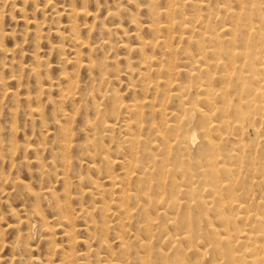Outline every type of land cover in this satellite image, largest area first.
I'll return each mask as SVG.
<instances>
[{
  "label": "rangeland",
  "instance_id": "374dc122",
  "mask_svg": "<svg viewBox=\"0 0 264 264\" xmlns=\"http://www.w3.org/2000/svg\"><path fill=\"white\" fill-rule=\"evenodd\" d=\"M176 1L186 9L169 12L168 0H0V264H170L178 252L183 264L250 260L253 238L244 241L243 230L264 237L256 233L264 229L262 93L237 97L215 81L211 138L198 131L196 151H183V178L158 175L165 154L157 149L160 134H180L164 125L180 115L177 85L196 87L198 14L219 27L240 17L259 52L264 0ZM197 96L183 88L184 125L208 106ZM239 101L244 119L235 122ZM210 141L218 158L208 159ZM209 160L224 184L218 194ZM172 189L183 221L180 207L165 203Z\"/></svg>",
  "mask_w": 264,
  "mask_h": 264
},
{
  "label": "bare ground",
  "instance_id": "6f19581e",
  "mask_svg": "<svg viewBox=\"0 0 264 264\" xmlns=\"http://www.w3.org/2000/svg\"><path fill=\"white\" fill-rule=\"evenodd\" d=\"M169 1V4H170V8H169V12L171 11L172 8H174V10H180L182 8L186 9L183 4V1L181 2H177L176 0H168ZM200 3V7H204L205 6V2H207V0H198ZM210 1V0H209ZM222 1V0H221ZM231 2V0H230ZM241 2V1H240ZM186 3V2H185ZM210 3V2H209ZM219 3V2H218ZM207 5V4H206ZM226 5V4H225ZM192 6V5H191ZM190 6V7H191ZM208 7V6H206ZM210 7V6H209ZM212 7V6H211ZM188 8V7H187ZM223 8V6L221 7ZM211 9V8H210ZM225 9V8H223ZM233 9V7H232ZM204 10V8H203ZM166 11V15L169 14V12ZM184 11V10H183ZM202 11V10H201ZM205 11V10H204ZM207 11V9H206ZM222 11V9H221ZM224 11V10H223ZM186 12V11H185ZM196 12V11H195ZM226 12V11H225ZM235 12V11H233ZM238 13V10L236 11ZM182 13V12H181ZM236 13V14H237ZM242 13V12H241ZM252 13V12H251ZM175 14V13H174ZM179 14V13H178ZM206 14V13H205ZM203 14L202 12L198 14V19H197V22H199V31H198V35H197V41H196V44L198 46V51H199V55L197 54V60H196V63L198 65V67L195 69L196 70V74H193L192 76L196 79V87H183L181 85H177V90H178V93L179 95L176 94V98H178L180 100V105H181V110L179 111L180 115H175L173 114V118L175 119V121L177 122L176 124H173L171 125L170 122L171 120L168 122H166L164 125L167 126V132L168 131H171L172 133L173 132H179L180 131V134H177V135H169L170 132L166 133V134H160L158 136V141L160 142V146L158 145V151L159 150H162L165 154V157H164V161L161 160L160 162L158 161L159 163V174L162 179H163V175H167V174H170V175H175L176 177L178 178H183V151L185 153H188L190 154L191 150L193 149V151L195 150L196 151V148L194 149L193 147H195L197 142L196 140L198 139V131L201 133V135H203L204 137L206 138H211L210 136V131L212 130V127L214 126L213 123L215 122L214 120H212L210 117L211 116V112L213 111V109L215 108L216 109V104L213 100L209 101L207 100L209 97L213 96L214 93H215V89H216V85H215V81L218 80L221 82V89L222 91H227L228 87L231 86L233 89H232V92L233 93H236L237 97H243L244 93H246V91L250 92L251 94L252 93H255L257 91H260V93H262V97H264V46L263 48L261 49V51L259 52H255V50L253 49V45H250V41H254L256 40V38L258 37H253L252 33L251 32H247L245 30H241L240 29V22H239V18H238V21L230 26V27H227V26H217L216 22L212 21L210 22L211 19H209L211 16L210 14L209 15H205ZM214 14V13H213ZM172 15V14H171ZM179 15H182V14H179ZM197 15V14H196ZM218 15V14H217ZM233 15V14H232ZM176 16V14H175ZM193 16V15H192ZM191 16V17H192ZM238 16V14H237ZM169 17V15H168ZM213 17V16H212ZM185 18V17H184ZM251 18V17H250ZM183 19V18H182ZM250 20L249 17L245 18V21H248ZM177 22V21H175ZM174 22V23H175ZM219 22V21H218ZM221 22V21H220ZM252 22V21H251ZM188 23H190L189 21H182L181 24H180V28L182 30L185 31V28H187L188 26ZM230 24H232L231 22H229ZM228 23V24H229ZM253 23V22H252ZM251 23V24H252ZM195 24V23H194ZM221 24V23H220ZM177 25V24H176ZM226 25V24H225ZM253 25V24H252ZM194 26V25H193ZM170 26H166V27H162L163 29L166 30V32H170V29L169 28ZM190 28H188L189 30ZM262 29V32H260V37L261 39H263L264 41V26L261 28ZM187 30V29H186ZM191 30V29H190ZM248 30V29H247ZM253 30V29H252ZM225 31L227 32V34H225ZM254 31V30H253ZM191 31H189L188 33L190 34ZM185 33V32H184ZM193 33V32H192ZM188 36V35H187ZM184 37V35H183ZM186 37V36H185ZM190 37V36H189ZM194 37V35H193ZM196 38V37H195ZM182 39V37H181ZM248 39H249V43H248ZM188 40H191L188 39ZM187 42V41H186ZM190 42V41H189ZM195 42V41H194ZM256 43V42H255ZM190 45V44H189ZM193 49V48H192ZM197 50V49H196ZM258 50V49H257ZM188 52V51H187ZM193 52V50H192ZM191 52V53H192ZM192 55V54H191ZM194 56V55H193ZM196 57V55H195ZM195 57L193 59H195ZM190 58V57H188ZM190 61V60H189ZM188 62V61H187ZM192 62V61H190ZM186 64V63H185ZM189 63H187L188 65ZM183 65V63H182ZM190 65V64H189ZM192 65V64H191ZM190 67V66H188ZM187 68V67H186ZM185 68V69H186ZM192 68V67H191ZM189 70V69H187ZM190 71V70H189ZM193 71V70H192ZM191 74V73H189ZM188 74V75H189ZM186 75V74H185ZM259 75H263V80L261 79V83L262 85H259L258 88H256L255 86L253 85H249V83L251 84V81L257 76ZM187 76V75H186ZM190 78V77H188ZM192 79V78H191ZM190 79V80H191ZM249 79H252L251 81ZM187 80V78H186ZM258 80V79H257ZM250 81V82H249ZM186 82V81H185ZM190 83V82H189ZM186 84V83H185ZM184 84V85H185ZM192 83H190L191 85ZM258 86V85H257ZM183 88L184 89H192V88H196L197 90V94L198 96L197 97H205V100L207 105L205 109L201 108L199 109V117H197L196 115L197 114H190V122L187 124L184 125L183 124V105H184V100H183ZM224 91V93H225ZM196 95V94H195ZM229 95V94H228ZM194 96V95H193ZM234 96V95H233ZM196 97V98H197ZM113 98V97H112ZM111 98V99H112ZM222 98V97H221ZM252 98V97H251ZM109 99V98H108ZM229 100V99H228ZM255 100V99H254ZM253 101V100H252ZM251 102V101H250ZM165 103V102H164ZM168 103V102H167ZM225 103V102H224ZM239 103H241L239 101ZM237 103L235 105V110H236V115L237 116V119L235 120V122H242L239 119L242 117V114H243V107L244 105L239 104ZM252 103V102H251ZM250 103V104H251ZM256 103V102H255ZM112 104V103H111ZM163 104V102L161 103ZM230 104V103H229ZM253 104V103H252ZM154 104H150L149 106H153ZM164 105V104H163ZM143 106V105H142ZM165 106V105H164ZM187 106V105H186ZM189 106V105H188ZM187 106V107H188ZM194 106V105H193ZM199 106V104L197 105ZM251 106V105H250ZM249 106V107H250ZM263 108H264V105H262ZM159 107V106H158ZM163 107V106H161ZM160 107V108H161ZM229 107V106H228ZM114 108V105H111L109 106V112H113V109ZM165 108H167V106H165ZM226 108H227V103H226ZM163 109V108H162ZM161 109V110H162ZM252 109V108H251ZM258 109V107H257ZM229 110V108H228ZM242 110V111H241ZM250 110V109H249ZM164 111V110H163ZM169 111V110H168ZM185 111V109H184ZM226 111V110H225ZM234 111V110H233ZM232 111V112H233ZM245 111V110H244ZM178 112V111H177ZM194 113H196L195 111H192ZM227 112V111H226ZM256 112V111H255ZM264 112V111H263ZM173 113H174V110H173ZM229 113V111H228ZM162 114V113H161ZM172 113H170V116H171ZM164 115H168V113L164 114ZM244 115V114H243ZM248 115V113H247ZM259 115V114H258ZM170 116L166 117V118H169ZM186 116V115H185ZM253 116H256L253 115ZM229 117V116H228ZM264 117V116H263ZM164 119V118H162ZM170 119V118H169ZM255 120V118H253ZM261 119H262V116H261ZM264 119V118H263ZM262 119V120H263ZM261 120V121H262ZM139 121V120H138ZM188 121V120H187ZM245 121V120H244ZM251 121V120H250ZM143 122V121H142ZM174 122V121H172ZM227 122H228V119H227ZM255 121L252 120V123L254 124ZM263 122V121H262ZM147 123V122H146ZM244 123V122H243ZM235 124V123H234ZM262 125V123H260ZM163 125V123H162ZM161 125V126H162ZM242 125V123H241ZM249 125V124H248ZM255 125V124H254ZM153 126V124H152ZM155 126V125H154ZM164 126H162L163 128ZM258 127V126H257ZM261 127V126H259ZM184 128V130H183ZM242 128V127H241ZM157 129V128H156ZM155 129V130H156ZM243 129V128H242ZM126 130V129H125ZM154 130V128H153ZM154 130V131H155ZM166 130V129H165ZM142 132V130H140ZM258 133H259V130L257 129ZM164 132V131H163ZM220 132V131H219ZM154 133V132H153ZM257 133V134H258ZM176 134V133H175ZM243 134V133H242ZM244 135V134H243ZM136 136V135H134ZM224 136V135H223ZM261 136V135H260ZM133 137V136H132ZM264 137V136H263ZM131 138V137H130ZM201 138V137H200ZM199 138V139H200ZM137 139V138H136ZM241 139H242V136H241ZM157 140V138L155 139ZM134 141V140H133ZM139 141V140H138ZM200 141V140H199ZM213 141V140H212ZM212 141H210L211 143L209 144V150L207 151L208 154V159L212 158L213 155H216V157L220 154H214L215 152V149H211V148H215ZM129 142V138H128V141ZM135 143V142H134ZM199 143V142H198ZM135 144H138L135 143ZM134 144V146H135ZM140 144V143H139ZM159 144V143H158ZM204 144V143H202ZM218 145V144H216ZM201 147V146H199ZM218 148V147H217ZM198 149V148H197ZM203 149V148H202ZM211 149V150H210ZM220 150V149H219ZM218 150V151H219ZM199 151V150H198ZM160 152V151H159ZM243 152V151H242ZM216 153V152H215ZM219 153V152H218ZM221 153V152H220ZM236 153V152H235ZM239 154V153H238ZM245 154V153H244ZM243 154V155H244ZM197 156V154H195ZM194 155V156H195ZM193 156V157H194ZM205 156V155H204ZM203 156V157H204ZM221 156H219V159H220ZM133 158V157H132ZM195 158V157H194ZM205 158V157H204ZM215 158V157H213ZM218 158V157H217ZM242 158V157H241ZM198 159V158H197ZM217 159V160H219ZM157 160H160V159H157ZM214 160V159H213ZM259 160V159H258ZM168 161H171L172 164L174 166L173 169H169L170 168V165H169V162ZM228 161V160H227ZM240 161V159H239ZM246 161V160H245ZM168 162V164L166 163ZM225 162V161H224ZM157 163V162H156ZM210 163V164H209ZM155 164V163H154ZM209 164V168H211V171L209 172V175H210V185L211 187L213 188V191H214V194L218 192V189L220 188V178L218 177V168H217V165L215 162H213L212 160L208 162ZM219 164V163H218ZM226 164V163H225ZM156 165V164H155ZM203 165V164H202ZM220 166V165H219ZM203 168V167H202ZM201 168V169H202ZM134 169V168H133ZM158 169V168H157ZM188 169V168H187ZM240 169V168H239ZM204 170V169H203ZM226 170V169H225ZM149 171V170H148ZM229 171V170H228ZM238 172V170H237ZM147 173V172H146ZM149 173V172H148ZM149 174H153V173H149ZM202 174V173H201ZM234 174V173H233ZM233 174H231L233 176ZM200 175V174H199ZM198 175V176H199ZM221 175V174H220ZM219 175V176H220ZM149 176V175H148ZM168 176V175H167ZM150 177V176H149ZM158 177V176H157ZM159 177V178H161ZM175 177V178H176ZM221 177V176H220ZM235 177V176H233ZM157 178V179H159ZM167 178V177H166ZM222 179V178H221ZM230 179H231V176H230ZM183 180V179H182ZM163 181V180H162ZM176 181V179H175ZM224 183V182H222ZM172 184H175V183H172ZM236 184V183H235ZM224 185V184H223ZM222 185V186H223ZM160 186V185H159ZM170 186V185H168ZM174 186V185H173ZM172 186V187H173ZM177 186V185H176ZM175 186V188H176ZM221 186V187H222ZM223 188V187H222ZM145 189V188H144ZM206 189V188H205ZM221 189V188H220ZM233 189V188H232ZM235 189V187H234ZM178 190L176 188V191L178 193ZM230 191V189H228ZM170 191V190H169ZM208 191V190H207ZM172 192V195H173V199L171 198V202H165V203H170V206L173 208V209H178V207H180V209L182 210L180 212V216H181V219L183 221V200L181 201L180 199H178V195L180 193H178V195L174 194L175 191H173V189L171 190ZM222 192V191H221ZM224 192V191H223ZM232 192V191H231ZM212 193V192H211ZM219 193V192H218ZM217 193V194H218ZM234 193H235V190H234ZM233 193V196L235 198V195ZM149 194V193H148ZM170 194V193H169ZM175 195L177 197H175ZM230 195V194H229ZM129 196V195H128ZM218 196V195H217ZM221 196V194H220ZM224 196V195H222ZM221 196V197H222ZM132 197V196H131ZM170 197V195H169ZM174 198H177V199H174ZM224 198V197H222ZM232 198V197H231ZM232 198V201L233 199ZM152 200V199H151ZM169 200V199H168ZM202 200V199H201ZM224 200V199H222ZM221 200V201H222ZM230 200V199H229ZM236 200V199H235ZM164 201V200H163ZM166 201V200H165ZM213 203V202H212ZM224 203V202H222ZM231 203V202H230ZM229 203V204H230ZM157 204V203H156ZM221 204V203H219ZM234 204V203H233ZM237 204V203H236ZM206 205V204H205ZM213 205V204H212ZM224 205V204H222ZM228 205V204H227ZM232 205V204H231ZM243 205V204H242ZM235 206V205H234ZM241 206V204H240ZM225 207V206H224ZM222 206V209L224 208ZM237 207V206H236ZM240 208V207H239ZM245 208V207H244ZM260 208V207H259ZM220 209V208H219ZM255 210V209H254ZM221 211V210H220ZM224 211V209H223ZM226 211V210H225ZM247 211V210H246ZM231 212V211H230ZM229 212V213H230ZM235 212V211H234ZM257 213V212H256ZM177 215V214H176ZM206 215V214H205ZM222 217H224V213H221ZM220 215V216H221ZM230 215V214H229ZM229 215L227 216L228 218ZM259 216V215H258ZM206 217V216H205ZM226 217V216H225ZM224 217V218H225ZM226 217V218H227ZM235 217V216H233ZM237 217V216H236ZM223 219V225H226L229 223L228 222V218L227 219ZM262 220L264 221V218L261 216ZM260 218V219H261ZM233 219H236V218H233ZM238 219V217H237ZM240 219V218H239ZM258 220V219H257ZM181 221V220H180ZM181 221V222H182ZM238 221V220H237ZM236 221V222H237ZM180 222V223H181ZM258 222V221H257ZM189 223V222H188ZM246 223H247V220H246ZM235 224V222H234ZM238 224V223H237ZM233 225V224H232ZM236 225V224H235ZM239 225V224H238ZM237 225V226H238ZM263 224H261L262 226ZM183 226V224H182ZM246 226V224H245ZM260 226V227H261ZM228 227H229V224H228ZM240 226H238L239 228ZM249 227V226H247ZM246 227V228H247ZM253 227V225H252ZM258 228L256 233H261L262 235L264 234V229L261 227V228ZM235 228V227H234ZM245 228V227H244ZM245 228V229H246ZM230 229V228H228ZM237 229V228H236ZM235 229V230H236ZM242 229V228H241ZM243 230V233H244V241L247 239L249 241L250 238H253L251 241H253V244L251 245L252 246V252L248 255V257H250V260H247V264H264V237L262 239H258L257 237H251L250 235L254 232L252 231V229L250 231H247L246 230ZM231 230V229H230ZM229 230V231H230ZM238 230V229H237ZM239 231H240V228H239ZM232 232V231H231ZM229 232V233H231ZM236 232V231H235ZM228 233V234H229ZM238 233V232H237ZM243 233L241 235H243ZM233 234V233H232ZM257 234V235H258ZM239 235V234H238ZM181 236V235H180ZM229 239H230V242L233 241V238L234 236L233 235H228ZM219 237V236H218ZM239 238V237H238ZM242 238V237H241ZM179 239V238H178ZM183 240V236L181 238ZM216 240V238H214ZM228 239V240H229ZM237 240V239H236ZM240 240V239H238ZM170 241V239H169ZM180 241V240H179ZM219 241V240H217ZM176 242V241H175ZM212 242V241H211ZM243 242V240H242ZM177 243V242H176ZM181 243V242H180ZM169 244V243H168ZM179 244V243H178ZM216 244V243H215ZM214 244V245H215ZM219 244H220V241H219ZM230 244V243H229ZM226 243V246L229 245ZM232 244V242H231ZM234 244V243H233ZM232 244V246H233ZM250 244V243H249ZM259 244V245H258ZM221 246V245H220ZM225 246V247H226ZM231 246V250L233 249ZM178 247V246H177ZM228 248V247H227ZM247 248V247H246ZM177 249V248H176ZM216 249V247H215ZM221 249V248H220ZM226 249V248H225ZM245 249V248H244ZM180 251V249H177ZM176 250V251H177ZM228 249H226V252H227ZM217 251H219V245H217ZM161 253V251H160ZM177 253V252H175ZM174 253V255H175ZM179 253V252H178ZM177 253V255H178ZM230 253V250L229 252ZM233 253V252H232ZM163 254V253H162ZM161 255V254H160ZM176 256V258H174L170 264H183V257L182 259L178 258ZM162 256V255H161ZM160 256V258H161ZM165 256H167L165 254ZM232 256V255H231ZM159 257V256H157ZM163 257V256H162ZM233 257V256H232ZM167 258V257H166ZM230 258V257H229ZM234 258V257H233ZM164 259V257L162 258ZM161 259V260H162ZM168 259V258H167ZM232 259V258H231ZM167 261V260H166ZM148 262V261H147ZM231 262V261H230ZM143 263V262H142ZM150 263V262H149ZM162 263V262H161ZM166 263V262H165ZM236 263V261H235ZM144 264V263H143ZM164 264V263H163ZM232 264H234V262H232Z\"/></svg>",
  "mask_w": 264,
  "mask_h": 264
}]
</instances>
